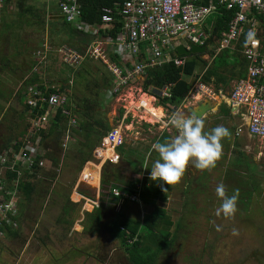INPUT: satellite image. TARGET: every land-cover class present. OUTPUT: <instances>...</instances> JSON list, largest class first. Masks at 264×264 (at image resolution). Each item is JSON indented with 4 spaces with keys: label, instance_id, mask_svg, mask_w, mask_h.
Masks as SVG:
<instances>
[{
    "label": "rangeland",
    "instance_id": "374dc122",
    "mask_svg": "<svg viewBox=\"0 0 264 264\" xmlns=\"http://www.w3.org/2000/svg\"><path fill=\"white\" fill-rule=\"evenodd\" d=\"M40 1L10 0L13 8L6 9V13H8L2 21L5 29H7V31L4 30V33L14 31L12 35H18V37L11 36L14 40L23 41L26 38L35 39L38 37L36 41L40 40V43H42L47 39L50 43V38H47L50 36V31L49 28L47 29V25L43 24L44 22L38 24V30L29 29L25 31L26 28H31L27 23L36 22V19L30 17L27 11L32 10L36 13V9L39 8L38 4L44 7V3L41 4ZM19 5L24 7L25 10L21 11ZM38 20L41 21V17ZM9 23L12 24L8 25ZM36 31L37 34H33ZM12 44L19 48L16 41ZM236 44H238V41L231 44L229 49L235 50ZM220 49L218 41L212 39V42L208 45V50H214V54H217ZM233 59V56L229 54L225 58V62L231 64ZM57 68L59 69V66ZM201 70L202 67H198L195 75L199 74ZM57 74L62 81V85L67 75L72 76V73L64 65L61 66V70ZM192 80V77L186 78L188 82H192ZM143 81L144 77L123 89L116 96L112 95L111 97L106 92V96L102 101L100 111L105 118L110 120L111 127L120 124L121 119L126 118L124 113L122 116L120 115L121 111L127 109L130 111L131 122L127 125L124 120L123 126L125 144H120L117 150L124 158L134 151L133 147L137 142L136 140L142 138V132L147 129L144 121H149V118L146 114L148 113L152 117L160 114V110L151 107L152 98H146L144 95L140 98V91L146 94L142 90ZM234 81L236 80L230 81L229 85L232 86ZM56 82H59V80H56ZM94 82L93 79L89 82L92 89L94 88ZM211 86L213 85L211 84ZM194 90L196 91L195 87ZM193 93L196 94V92ZM191 95L193 96V94ZM192 96L185 101L186 106L189 105L187 106L189 108L197 104ZM139 101V107L141 104L144 106L145 114L143 112L137 113L132 109L137 106ZM216 107L218 108V106ZM217 111H214L215 114ZM212 122H215L214 128L223 126L230 133L222 140V155L215 162V166L212 167L213 172L216 171L215 177H210V174L207 173L203 176V179L200 178L195 182L200 188V196L195 195V190L192 191L193 180H186L187 183H191L186 189L189 194L183 192L184 208L182 217L178 218V223L179 225L182 224L183 230H178L176 234L178 237L177 246H174V249H170L169 244L162 247L163 251L169 252L162 258L160 257V264H264V141H261L264 139L254 140L244 136L242 140L233 141L232 131L236 127L234 125L235 121L229 120L226 116L223 118L214 115ZM16 124V126L10 127V125L7 126L6 122H0V134L9 138L16 136L18 132L28 127L25 144L29 142L36 145L37 139L34 142L31 141L35 132V122L26 116ZM13 143L14 141L11 144ZM11 144L8 143L7 145L11 146ZM78 144V142L69 140L66 148L62 147L58 159L59 165L56 168L50 165L49 161L43 159V165L40 167L42 175L52 172L54 173V179L47 180L48 192L43 197H40L41 194L33 195L29 201H26L24 196L16 189L26 165H23L21 161L19 163L15 162L20 157L17 153L14 154L11 148L8 153L0 154L6 155V158L14 164V167L20 164L19 178L7 183L1 177L7 190L13 187L10 198H13L12 202L16 205L18 216L17 220L13 221L16 224L13 229L16 230L17 236L11 237L3 232L0 235V264H118L117 258L119 255H117V252H113V248L120 247L119 239L112 237L108 230H105L102 226L97 228L93 224V220L83 213V211L93 213L95 208L92 204L77 201L79 197L76 193L93 201L99 196L96 189L86 184H80V181L83 180L94 185L96 174H93L94 171L90 170L89 167L84 172L80 168L77 169L80 161L77 150L81 148V145ZM64 145L63 142L62 146ZM255 150H258L257 155L254 153ZM37 152L43 154L40 146L37 147ZM220 165L221 172L217 170ZM116 166L124 167L120 174L124 178H128L127 172L130 169L125 162L120 161ZM140 166H143L142 161L139 168ZM0 172L2 176L4 170H0ZM216 173H221L219 179V174ZM225 174L228 175L226 180L229 185L227 194L230 196L236 190L239 191L238 210L231 217L212 214L213 208H218L221 202L219 198L216 200L217 196H215L214 190L224 180ZM206 181L211 182L213 188H209V183L201 184ZM40 186L42 187V185ZM106 189H100L101 197L106 196ZM179 189L180 186H177L176 190ZM8 193L10 192L8 191ZM3 199L4 197L1 195L0 200ZM160 199V196H156L152 199L148 198L146 201L152 205H159ZM100 201L103 203L104 199ZM176 204L177 206H175ZM149 207L151 206L140 200L139 203H126L121 206L120 210L113 208L114 212L101 213V216L102 220L108 223L120 222L121 219L139 222L144 215L148 214L149 209L147 208ZM175 207L177 208L175 213L179 212V203L175 202ZM209 207L211 208L210 211H208ZM127 217L130 219H126ZM2 218L3 216L0 215V220ZM172 219L175 220L176 216ZM219 230L221 232H218ZM145 233L146 231L141 230L142 236ZM156 237L160 238L159 235H156ZM158 245V242L156 244L150 243L151 252L159 253L160 256L161 252L157 249ZM180 246L182 249H179ZM175 248H178V250H175ZM244 248L245 250H243ZM124 257L121 264H128L127 257ZM156 258L155 255L151 254L150 259L147 256V259L144 260L146 263L149 262L148 260L151 263H156Z\"/></svg>",
    "mask_w": 264,
    "mask_h": 264
},
{
    "label": "built area",
    "instance_id": "2783aa9c",
    "mask_svg": "<svg viewBox=\"0 0 264 264\" xmlns=\"http://www.w3.org/2000/svg\"><path fill=\"white\" fill-rule=\"evenodd\" d=\"M219 7L234 11L227 33L218 40L221 49L229 48L245 31L247 35L250 31L255 32L256 37L252 41L247 40L241 51L247 64L245 77L235 81L228 93L220 91L217 98L233 110L234 117L238 120L234 130L235 138L246 136L254 140L264 139V42L260 36L264 35V0H124L118 9L123 23L122 31L113 40L101 37L100 33L101 30L110 28L112 21L110 10L102 17V25L94 27L80 22L81 7L78 0H58V9L65 22L87 35L90 41L83 50L62 45L57 51L61 63L68 68L79 67L85 59L99 62L114 80V86L109 94L116 95L144 77L147 69L170 62L176 67L183 66L184 59L174 57L176 48L184 46L189 49V44L204 47L210 38L211 29V26H207V20L218 14ZM41 49L37 55L43 61L49 46L44 44ZM110 52L117 55L120 61H129L132 65L119 66L110 59ZM141 54L144 63L138 59ZM194 87L197 92L204 90L200 83H196ZM207 94L210 95V92ZM161 96L170 97L167 87L161 90ZM37 102L46 103L48 106L41 118L45 124L49 111H56L64 106L65 98L60 94L44 97L41 91L30 89L27 105L34 108ZM74 124L75 120H70V125ZM68 134L69 131L66 132L63 148H66ZM122 143L124 144L121 130L118 127L112 128L95 148L92 155L93 164L95 166L98 163L117 164L120 160L117 150ZM24 151L35 152L32 147L26 146L17 154L20 158L15 162L21 161L26 165V169H30L31 157L24 155ZM0 170L14 171V164L6 155H0ZM17 174L18 178L20 172ZM81 181L83 184L91 185ZM140 190L141 181L133 192L110 188L107 197L115 198L117 203L114 208L120 210L126 203H139ZM9 194L0 172V197ZM12 199L11 197L8 201H0V215L3 216V221L13 226L15 223L10 216L16 217L17 208Z\"/></svg>",
    "mask_w": 264,
    "mask_h": 264
},
{
    "label": "trees",
    "instance_id": "16d2710c",
    "mask_svg": "<svg viewBox=\"0 0 264 264\" xmlns=\"http://www.w3.org/2000/svg\"><path fill=\"white\" fill-rule=\"evenodd\" d=\"M124 0H78L81 7V17L80 22L94 26L100 27L102 25V17L106 15V11H111L112 21L110 23V28L101 30L100 33L103 37L115 39L117 35L122 31L123 23L122 18L118 14L119 6L123 4ZM201 4H206L201 2ZM234 16V11L226 10L224 7H219L218 14L215 15L211 22L210 38L205 44L206 53L209 55V61L205 62L200 59V54L192 55L188 58L179 57L184 59V65L181 67H176L173 62L163 64L160 67L150 68L145 71L144 81L142 85V90L145 93L153 95L160 106L167 107L168 109L178 108L187 98V96L193 90L196 83H201L204 85L212 84L214 88H229V82L232 80H239L244 78L246 75V61L241 53L247 42V32L245 31L235 50H230L229 48L220 50L217 54H214V50H208V45L212 42V39L220 40L221 36L228 31V25ZM62 23L68 27L72 28L74 32H77L84 37L89 38L87 35L79 32L74 28L72 24H68L62 18ZM264 42V35H260ZM90 39V38H89ZM88 41V40H87ZM75 48V47H73ZM77 49V48H75ZM231 54L233 56V61L230 63L225 62V58ZM110 59L117 63L119 66L132 64L129 61L122 62L119 60L118 56L114 53H109ZM177 57V56H174ZM140 62H145L143 54L138 58ZM198 67H202L199 74L195 75V71ZM74 77V83L69 95L67 92L68 86L62 85L59 88H44L40 86L39 89L44 97H48L50 94H60L65 96L67 104L58 108L54 113H51L47 124L44 125L41 118L48 109L46 103L37 102L36 107L32 108L25 102L23 105V110L20 113L22 118L29 117L35 122V132L33 135L32 142L38 140L37 144H32L27 142L25 136L28 133L29 128H25L23 131L18 132L16 136L7 138L6 142L13 144H5L2 147L0 154L8 153L11 148L13 153H19L23 151L26 146L32 147L35 152L24 151V155L31 157L32 166L30 169H24L23 176L19 180L16 189L24 196L26 201H29L33 195H40L43 197L48 192L47 180L54 179V173H46L42 175L41 163L43 159L49 161L50 165L54 168L59 165V155L62 150V143L65 139V133L67 129V122L70 118H74L77 123V130L75 133L81 131L83 137V143L81 148L77 150V156L80 157L78 170L82 168L84 163L91 158L93 148L95 145L110 131L109 123L106 119L101 118V107L104 95L106 92L112 89V77L104 69L103 66H99L98 63H93L92 60H85L80 67L76 69H70ZM89 75L95 77V82L90 88ZM187 77H192V82L186 81ZM67 84V81L64 82ZM80 86L84 91H88L82 96V99L76 96V88ZM167 87L169 90L170 97H162L159 95L160 91ZM76 98L79 100L76 102ZM74 105V106H73ZM223 115L229 117V110L225 108L222 111ZM68 113V114H66ZM19 115V117H21ZM122 115V112H121ZM5 119V115L2 118V122ZM10 127L13 126L9 123ZM11 129V128H10ZM94 138V142H93ZM96 142V143H95ZM40 146L43 150V154L37 152V147ZM85 148V149H83ZM126 161V160H125ZM128 161V160H127ZM107 165L105 164L102 169L101 176V190H105L112 183H116L118 178L116 175H110L108 173ZM20 164L14 167V171H4L1 176L7 183H10L17 179V172L19 170ZM19 178V177H18ZM140 181H133L128 184L126 189L129 192H133L135 186L139 184ZM42 185V187L40 186ZM11 187L8 191L10 195H4L2 201H8L12 193ZM154 188L146 186L141 183V190L139 193V200L146 202L151 206L152 210L148 214L144 215L142 220L139 222L132 220L121 219L120 222H106L102 220L100 210L96 209L93 213L87 214L88 218L93 220V224L100 228L102 226L105 230H108L112 237L119 239L120 246L127 255L129 261L132 264H151V261L146 263L144 259H150L151 254L155 255V252H151L150 243L159 245L158 250L161 252L162 247L166 244H171L177 240L176 233L171 234L170 228L173 225L170 217L167 215L164 209H161L156 204H149L146 200L148 198H154ZM164 201V198H161ZM1 201V200H0ZM121 213V212H120ZM10 219L14 222L17 220L16 217H11ZM95 227V229H96ZM141 230L146 231L142 236ZM0 231L9 235L11 237H16L17 232L13 229L12 225L6 223V221L0 220ZM159 235V237H156ZM131 241V243H130Z\"/></svg>",
    "mask_w": 264,
    "mask_h": 264
},
{
    "label": "crops",
    "instance_id": "0c3cea01",
    "mask_svg": "<svg viewBox=\"0 0 264 264\" xmlns=\"http://www.w3.org/2000/svg\"><path fill=\"white\" fill-rule=\"evenodd\" d=\"M40 3L41 4L44 3V7H41V5L38 4L39 8L36 9V13L32 12V10L27 11V13L30 14V17H32V18L34 17L36 19V22H33V23L30 22L31 24L27 23V25H29L31 28H26L25 31L29 30V29L38 30V28H37L38 24L44 22L43 24L47 25V29L49 28V31H50V36L47 37L48 39L50 38V43L47 41V39H45L44 42L40 43V40L36 41L38 37L35 39L26 38L23 41L14 40V38H11V36L18 37V35H12V33L14 31H11L10 33H4V30L7 31V29H5V27H4L5 25H3L2 21L4 18H6V15L8 13V12L6 13V9H12L13 7L10 3V0H2L0 2V122H2V118L5 115V119L2 123L6 122L7 126H9V123H12L14 126H16L17 122H19L20 120L22 121L24 119V118H22L20 113L23 110L22 104L24 105L26 99H28V94H29L30 89H36V90L40 91V89H39L40 86H43L44 88L62 87V81L59 78L57 73L59 70H61V66H63V64L61 63V59H60V56L58 54L57 49L62 45H68V46L77 48V50H83L85 48V46L87 45V43L90 41L89 38L84 37L83 35H81L77 32H74L72 30V28L68 27V29H66V25H64L62 23V16H61L59 9H58V0H43V1L41 0ZM19 8L21 11L25 10L24 7H22L20 5H19ZM37 17L38 18L41 17V21H39ZM211 22H212V19H208L207 20V26H209L211 24ZM11 24L12 23H9L8 25H11ZM33 34H37V31L33 32ZM101 37H102V34H101ZM18 39H20V38H18ZM15 41H16V45L19 44L18 45L19 48H16V46H13L12 43ZM44 44L49 46V50H47V52L45 53L46 54L45 59L42 61L40 59V57L37 55V53L42 50L41 48ZM85 60H87V59H85ZM84 61L81 63V65L84 63ZM94 62H95V64L98 63L99 66H102L99 62L93 61V63ZM58 66H59V69L57 68ZM76 68H74V69H76ZM70 69H73V68H68L69 71H70ZM52 73H54V74H52ZM68 77H70V78H68ZM91 79H93V81H95V77L89 75L88 81L90 82ZM56 80L57 81L59 80V82H56ZM63 80H65V79L63 78ZM65 81H67V84L64 83L63 85L68 86V88L66 90H67V92H69V95H70V94H72L71 90H72V87L74 86L73 85V83H74L73 75L72 76L67 75ZM233 84H232V86H233ZM201 85L204 87L203 92H199V91L197 92V90L196 91L193 90L185 99V101H186L190 96H192L191 94H193L192 98L196 101L197 104L191 108L187 107L189 105L186 106V102L184 101L178 108L168 109L167 107L160 106L158 104L157 99L153 95H150L148 93L144 94V93H142V91H140L141 92L140 98L143 95L146 98H152L153 100L150 103V105L153 109L160 110V114L156 117H152V116L148 115V113L146 114V116H148V118H149V121H144V123H146L147 129H145L142 132V138H138L136 140L137 142H135V145L133 147L134 151L131 152V154H128L124 158L117 152V154L120 157L119 162L120 161L122 163L125 162V164L130 169L129 172H127L128 178H124V176H121L120 173L122 170H124V167L116 166L119 162L115 165H110V164L107 165L106 170L108 171V173L110 175H116L118 180L116 183H112L110 186L107 187L106 193L103 191V193H105L106 196H102V197L100 196L101 176H102V169H103L102 166H104L105 164L101 163L102 164L101 165L98 163L95 166V164H93L94 160L92 158L93 152H94L95 148L99 145V143L101 141L100 140L95 145V147L93 148L91 158L88 161H86L84 163L85 166L83 165L84 167L82 166V168H81V171L83 172L85 168H87L85 170H88V167H89V168H91L90 170L94 171V173L96 174L95 184L94 185H88V186L96 189V192H97V194H99V196H97L93 201V200L85 197L84 195H78L76 193V195L79 197V199L77 201L78 202L84 201V203L89 202L92 204L94 203L93 205H94L95 209L100 210V213H105V212H110V211L114 212L113 208L116 206L117 201L113 197H107V196H109V194L107 193L109 191V189L110 188L124 189L131 182L138 180V181H141V183L145 184L146 186L151 185L154 188V194L156 196H160L161 198L165 199L164 201H162L160 199L159 205H157V206L160 207L161 209H164L165 212L167 213V215L170 217V220L173 223V225L170 228L171 234H173V233L177 234L178 230L179 231L183 230L182 224L179 225V223H178L179 222L178 218L182 217V210L184 208L183 203L185 200L183 197V195H184L183 192H188V190H186V189L191 184L190 182L187 183L186 180L187 179L193 180L192 191L195 190V195L200 196L201 194H200L195 182H197L200 178L203 179V176L207 173L210 174V177H212V175H213L212 169L213 168L206 169V170H200V169L195 168L194 165L190 164L187 167L185 175L180 180V182H178L177 184L169 186L168 190L166 192H164L161 189V187L157 184V183H159V181L154 182L150 179V168L152 167L153 162L159 158L158 153L152 149V145L157 141L164 142L165 140H170L171 138H174L175 135L177 134L176 129H174L171 126H166V122L172 114H174L176 112H180V113H183L184 115H185V113H187V115H185L186 117H194L191 115V112L193 110H195L201 104L208 103L212 107V110L210 112L206 113L202 117V120L205 122V129L206 130H210V129L214 128L215 122H212L214 115H215V117L219 116V117L224 118L225 115L222 114L223 113L222 111H224L225 108L229 110V115H230L229 117L226 116V118H228L229 120L235 121L234 125H236L238 123V120L234 117L233 110H230L223 103H221V100H219V98H217V94L220 91H222L223 93L226 94L230 91L232 86L229 85L228 89H224V88L216 89V88H214V86H211V84H208V85L201 84ZM113 86H114V80L112 79V87ZM77 87L78 88H76L75 94L77 97L82 99V96H84V94L88 91L83 92V89L80 86V84ZM195 89H196V87H195ZM110 91H111V89H110ZM193 92H196V94H194ZM207 92H210V95H208ZM159 93H160L159 95H161V91ZM106 94L111 96L109 94V91ZM106 94L104 95V98H105ZM116 95H113V96H116ZM63 97L65 98V96H63ZM78 101L79 100L76 98V102H78ZM139 103H140V101L137 103V106H135V108H132L133 111L135 110V112H137V113L143 112L145 114L144 106H142V104H141V106L139 107ZM66 104H67V100L65 98V104L64 105H66ZM102 104H103V102H102ZM216 106H218V108ZM214 111H217V113L215 114ZM121 112H122V114L124 113V116H126V118L125 119L122 118L121 123L114 126V127H118L122 132V136H124L123 135L124 120H125L126 124L128 125L131 122V118H130L131 116H130V111L128 109L125 111H121ZM51 113H54V111H49V114H48L46 120L49 119ZM66 114H68V113H66ZM19 115L21 117H19ZM100 117L106 119L108 121V123L110 122V120L105 118V116H103L102 114L100 115ZM72 119L75 120L74 118H70L69 121L67 122L66 132L69 131V134L67 135L68 141L71 140L74 142H78L81 145L84 142L83 139L85 137L81 134V131H79L78 133H75V131L77 130V123L75 120V124L73 126L70 125V120H72ZM15 121H16V123H15ZM109 126L111 129L114 128V127H111V124H109ZM65 137H66V133H65ZM246 138H248V137H246ZM6 139H7L6 135L4 136L3 134H0V152L2 150V147H4L5 144L8 143V142H6ZM242 139H244V136L240 138V140H242ZM68 141H67V143H68ZM261 141H264V140H261ZM93 142H94V138H93ZM67 143H66V145H67ZM124 144H125V141H124ZM257 151L258 150H255V152H254L256 155L258 153ZM141 161L143 162V166H140V168H139V164ZM142 167H144V168H142ZM82 172H81V174H82ZM97 178H99V179H97ZM97 182H98V185H97ZM80 184H83L82 181H80ZM97 186H98V188H97ZM177 186H180L179 190H176ZM187 194H189V192ZM101 199H104L103 203L100 201ZM175 202L179 203V208H178L179 212H176V213H175V211H176L175 209H177V208L176 207L174 208ZM175 206H177V204ZM147 209H149L148 213L151 212V210H152L151 207H149ZM210 210H211V208L209 207L208 211H210ZM215 210H216V208H213L212 214H215ZM122 211H123V209H122ZM174 216H176L175 220L172 219ZM258 217L260 218V220H262V218L260 216H258ZM126 219H130V218L127 217ZM118 243H120V242L118 241ZM170 246H171L170 249H174L173 247L177 246L176 241L173 243V245L171 244ZM120 247H114L113 252H117V255H119L118 259H120V258L124 259L125 258L124 256L127 257V255L125 254L123 249ZM179 249H181V246L179 247ZM151 250H152V247H151ZM166 250H167V248H166ZM175 250H178V248H175ZM243 250H245V248ZM121 252L123 255L121 254ZM168 252L169 251H165V250L161 251L160 256H159V253L158 254L156 253L155 254V256L157 257L155 259L156 263L153 262L151 264H160V257L162 258V256H164ZM127 261H128V264H132L129 261L128 257H127ZM177 263H179V262H177Z\"/></svg>",
    "mask_w": 264,
    "mask_h": 264
},
{
    "label": "clouds",
    "instance_id": "9594fccd",
    "mask_svg": "<svg viewBox=\"0 0 264 264\" xmlns=\"http://www.w3.org/2000/svg\"><path fill=\"white\" fill-rule=\"evenodd\" d=\"M255 37L256 33L252 31L247 35L249 41ZM166 126L176 129L177 134L170 140L157 141L152 145L159 158L150 168V179L154 182L159 181L157 184L164 192L169 186L180 182L190 164L200 170L214 167L222 155V140L230 135L229 130L223 126L206 130L202 119L186 117L180 112L172 114ZM215 191L221 201L215 214L233 216L238 210L239 191L236 190L229 196L222 182L217 185Z\"/></svg>",
    "mask_w": 264,
    "mask_h": 264
},
{
    "label": "water",
    "instance_id": "95a60500",
    "mask_svg": "<svg viewBox=\"0 0 264 264\" xmlns=\"http://www.w3.org/2000/svg\"><path fill=\"white\" fill-rule=\"evenodd\" d=\"M206 53V48L205 47H200L197 45L189 44V49H186L184 46H178L174 52V55L177 57H185L188 58L192 55H197L200 54V59L204 60L205 62L209 61V55L205 54ZM212 110V107L210 104L205 103L201 104L198 106L195 110L191 112V115L202 119V117L210 112ZM103 167V166H102Z\"/></svg>",
    "mask_w": 264,
    "mask_h": 264
},
{
    "label": "flooded vegetation",
    "instance_id": "af4514ba",
    "mask_svg": "<svg viewBox=\"0 0 264 264\" xmlns=\"http://www.w3.org/2000/svg\"><path fill=\"white\" fill-rule=\"evenodd\" d=\"M235 130V129H234ZM234 130L232 131V140L233 141H235V140H237V138H235V136H234ZM218 161V160H217ZM216 161V162H217ZM217 170H219L220 172H221V165L217 168ZM216 172V171H215ZM215 172H212V177H215ZM216 174H219V176H218V179H219V177H220V174L221 173H216ZM227 174H225V178H224V180L222 181V183H224L225 184V186H226V192H227V190H228V183H226V180H227ZM207 183V181L206 182H204V183H201V184H206ZM209 184H210V186H209V188L211 189V188H213L212 187V185H211V182H208ZM217 184V183H216ZM215 186V185H214ZM232 186V185H231ZM197 188H198V190H200V188H199V186L197 185ZM215 189H216V187H215ZM255 191V190H254ZM248 192V191H247ZM214 193H216V191L214 190ZM215 196H217V194H215ZM216 200H218V197L216 198ZM217 209V208H216ZM96 209H94V211H95ZM83 213H85V215L87 216V214L86 213H88V212H85V211H83ZM89 214V213H88ZM17 216H18V214L16 215V218H17ZM88 217V216H87ZM13 228H15L16 227V224L15 225H13L12 226ZM218 232H221V230H219ZM177 241V240H176ZM186 245V244H185ZM182 249V248H181ZM181 253V252H180ZM182 254V253H181ZM117 260H118V264H121V263H123L122 261V258H120V259H118L117 258Z\"/></svg>",
    "mask_w": 264,
    "mask_h": 264
}]
</instances>
